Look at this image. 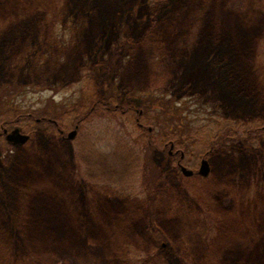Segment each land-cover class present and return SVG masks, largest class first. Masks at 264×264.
Segmentation results:
<instances>
[{"label":"rangeland","instance_id":"374dc122","mask_svg":"<svg viewBox=\"0 0 264 264\" xmlns=\"http://www.w3.org/2000/svg\"><path fill=\"white\" fill-rule=\"evenodd\" d=\"M12 85L23 118L0 133L31 140L0 138V264H264V131L252 136L264 130V0H0V88ZM109 86L119 106L129 95L156 116L189 108L175 137L187 169L199 170L210 141L199 126L242 124L238 140L208 157L206 177L155 151L160 180L145 192L150 151L136 145L157 127L144 116L153 131L139 130L135 111L91 110ZM96 149L124 174L117 186L78 165Z\"/></svg>","mask_w":264,"mask_h":264},{"label":"trees","instance_id":"16d2710c","mask_svg":"<svg viewBox=\"0 0 264 264\" xmlns=\"http://www.w3.org/2000/svg\"><path fill=\"white\" fill-rule=\"evenodd\" d=\"M36 54L37 53H35L34 50H31V52L29 53V56L34 57ZM86 87H90V85L86 86ZM106 89H108V90L110 89L111 91H115L116 88L113 86H109ZM11 90H13L16 93V91L20 90V87H18L16 85H12V86H7L6 88H0V111L5 110L6 108H10L8 112L11 111L13 114V117L10 118L11 116L5 117L4 114L0 113V126H2L4 123H9L11 121H17L20 118L22 120V118H23L21 113L18 110H15L13 108L15 101L10 99L12 97ZM91 95H92V92L84 91L82 96L83 97L86 96V99H83V102L87 99L89 100V98H87V97H91ZM103 98L105 99L106 96L104 95ZM113 100L116 101L115 95H113ZM118 100L120 101L121 99L118 98ZM90 103H89V106L90 105L93 106V107L90 106L91 110L104 111V114L107 115L108 112L106 113V110L104 109V106H105L104 101L99 102V100H97V101L93 100L91 102V100H90ZM175 104L176 103H174V105ZM168 105H169V106H167L168 108H165V107L163 109L160 108L161 110H158V113L156 116V115H153L152 111H154V107L152 105H150V107H149L147 104H145V102L143 104V107L145 110V118H147V121L152 122L157 127L158 136L161 137L160 138L161 141L159 142L160 149H163L164 143L168 142L169 140H172L173 138L176 140L175 137L177 136V134L179 132H181V130H183L182 128H183V126H185L184 121L187 119L186 118L187 114H184V116H183V113L187 112V109H189V108L179 109V107L176 108V106H173L171 104H168ZM84 106H85V104H84ZM76 110H78V108ZM32 114L34 116H40L39 113L36 111L32 112ZM111 115H112V113H111ZM87 117H88V115H86V116L84 115L83 118H87ZM25 118H26V116H25ZM81 120L83 121V119H81ZM82 121H80V122H82ZM217 121L218 120H216V121L212 120L211 121L212 123L217 124L216 126H215V124H212V125L203 124V125L199 126L198 129L195 130L197 135L200 136V134H205V135H207L208 138H210L209 139L210 141H208L207 144H204V145L198 144V145H201L200 147H202V145H203V147H202L203 151L210 150V149L217 150L219 148L228 149V148H230L229 145H231L233 142H236L238 140L235 133H239V131H238L239 129L237 128L238 130L235 131L236 128L234 126H240L242 124L236 125L235 123L228 121V123H230L229 125H234V126L227 127L226 126L227 121L223 120V121H219V123H217ZM220 122H222V123H220ZM207 128L209 130H207ZM189 129L190 128L188 127L187 131ZM254 130H255V133L252 135L254 137V139H262L263 138L262 133L264 131L263 128L262 127L260 128V126H257ZM206 141H207V139H206ZM206 141H205V143H206ZM177 142L183 148L186 147V143H185L184 139L179 137ZM5 143L0 142V147L4 149L7 146V144H5ZM145 149H149L150 154H148V152L145 153ZM185 149H187V148H185ZM154 152L155 151H153V149L150 146H145L140 151L141 155L144 153L148 155V156L145 155L143 157V161H142V164L145 163L143 165V167H144L145 172H146V174L143 175L144 176V184H145V188H146L145 192H147V188L149 186H152V189L155 191V189L157 187V183L160 180L158 177L159 173L155 169L156 165L154 164L155 163ZM95 155H96V157L94 156L95 158H93V160L91 158L90 159L88 158L86 161L84 160L81 164L78 163V165L81 166L84 164V168L87 169V173H88L87 176H88L89 180L92 181L93 183L99 184L98 182H102L104 184V186L105 185L117 186V181L119 180V177L125 178L124 174L118 173L115 170H113L114 168L112 169L111 162L108 163L105 160V158L102 156L101 153H100V156H98V154H95ZM140 164H141V162L138 163V166ZM122 190H126V189L122 188ZM153 197L151 196L150 199L152 200Z\"/></svg>","mask_w":264,"mask_h":264},{"label":"flooded vegetation","instance_id":"af4514ba","mask_svg":"<svg viewBox=\"0 0 264 264\" xmlns=\"http://www.w3.org/2000/svg\"><path fill=\"white\" fill-rule=\"evenodd\" d=\"M109 90L108 89H105V92H106V94H105V96H106L105 100H106V102H105V106H104V109L106 110V113L108 112V116L111 115V112H113V109L114 110H120L121 109V112H123V115H125V116H128V115L132 114L135 111V114L137 115V117H136V125H137V128L139 130H144V131L147 130L149 133H151L153 131V128L152 127H150V126L147 127V126H145V124H143L141 122V118H143L145 116V112H144L145 110L142 109V108H140V107L143 106L144 102L140 101L137 96L136 97H131V96L128 95L124 99L125 101H127V104L128 105H125V104H122V105H125V106L116 105L113 102V95H115L116 92L111 91V90L109 91ZM116 90L117 89H115V91ZM129 93H131V91ZM122 101H123V99H122ZM135 102L137 104H135ZM37 123H49V125L50 124L51 125H54L57 128L58 132L61 134L62 139H66L65 136H64V133H65L64 130L58 129L60 126H59V122L56 119H52L51 117H48V116H43V117L37 119ZM80 123L81 122H79L76 125V129H78ZM5 131H8V133H5ZM12 131H9L8 129L2 128V132L0 133V138L1 139H4V141L7 142L8 145H11V143L8 141L7 137H8V135ZM21 133H23L22 130H21ZM151 136L148 135V137L146 136L145 138H142V139L139 140L138 144L136 145L138 151L142 150L144 148L143 146H150L153 149V151H156L155 153L159 154L161 152V154L164 157H165V154L167 152V155L169 157L170 163H173L172 159L174 157L177 158L180 155V158L178 159V161L176 163V166H177L178 170L181 172V174H184L183 171H182V167L184 166V164H183L184 161L183 160H185V158H186V155L184 153V150L185 149L181 145H179L178 142L174 138L172 140H169L168 142L164 143L163 149H160L159 142L161 141L160 140L161 137L160 136H156V137H153L152 138ZM125 138H126V135H125ZM30 140H31V138L29 139V141ZM29 141L27 143H25V145H27L29 143ZM121 142H123V139H119V144ZM125 145L126 144L121 145V148H122V146L124 147ZM13 146H16V145H13ZM22 146H23V144H22ZM230 148H232V147H230ZM117 149H120V145L117 147ZM216 151L217 150H215V149H210V150L204 151L202 153V155H201L202 159L200 161V167H201L202 162L204 160H207L208 161V157L211 156L212 154H214ZM3 152H4V149L0 147V153H3ZM79 153H82V152H79ZM91 154L93 155V157H90V158H95L96 157L95 154H98V156H100V152L98 150L97 151L94 150V152L91 153ZM102 156L105 158V160L108 163H109V161H111V156L112 155L110 153H108V155L102 154ZM208 164H209V169H210V172H211L212 171L211 170L212 168H211L210 162H208ZM200 167H199V170H200ZM189 170H192V169H189ZM199 170L197 172H195L194 170H192L194 172V175L193 176L197 175L198 172H199ZM156 196H158V193H157Z\"/></svg>","mask_w":264,"mask_h":264},{"label":"water","instance_id":"95a60500","mask_svg":"<svg viewBox=\"0 0 264 264\" xmlns=\"http://www.w3.org/2000/svg\"><path fill=\"white\" fill-rule=\"evenodd\" d=\"M5 133H8V131H5ZM77 135V130H74L68 134V138L70 140H73ZM8 141L13 145L18 144H25L29 141L30 136L25 135L21 133L20 128H15L7 137ZM182 171L187 177H192L194 175V172L192 170L187 169L186 167H182ZM210 173L209 164L207 160H204L201 164L200 170L198 172L201 176H208Z\"/></svg>","mask_w":264,"mask_h":264}]
</instances>
